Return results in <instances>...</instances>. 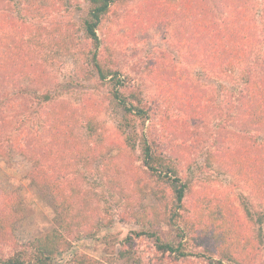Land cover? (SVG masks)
Listing matches in <instances>:
<instances>
[{
    "label": "rangeland",
    "instance_id": "rangeland-1",
    "mask_svg": "<svg viewBox=\"0 0 264 264\" xmlns=\"http://www.w3.org/2000/svg\"><path fill=\"white\" fill-rule=\"evenodd\" d=\"M159 1L162 0H137L115 6L102 20L97 31L100 39L98 58L104 68L109 66L122 74L120 79L125 73L134 79L130 84L132 86L127 88L141 94L145 105L150 108V120L145 123L147 132L161 136V152L167 154L174 150L181 157L179 174L190 186L192 197L185 199L184 207L179 211L180 226L168 224L167 218L152 211L149 219L152 227L148 224L143 228L135 222L133 214L147 213L149 206L160 212V206L166 202L159 200V197L155 198V185L149 182L138 167H133L135 198L130 199L129 203L125 202L127 206L124 209L123 204H115L107 195L112 193L118 198L121 187L117 185L118 189H115L105 179L106 174L101 173V167L98 168L102 165L101 160L92 167L86 161V148L84 145H78L84 143L87 138L82 125L74 131L72 143L61 146L59 141L53 145L49 129L47 130V126L41 121L47 117L52 123L54 117L63 111L88 107L89 115L100 128V137L105 133L112 142L110 146L109 141L105 142L106 146L110 147L106 156L117 155L120 151L118 146L124 148L119 131L122 112L109 104L111 86L105 81H99L83 63L79 54H75L73 50H62L49 64L47 63V91H50L52 101L43 102L40 99L27 98L24 105L19 104L21 107L17 104H7L3 114L7 124H3L0 130V196H9L16 203L8 227L16 243L27 245L54 230L65 235L57 226L54 208L43 200L33 187L30 178L33 164L18 153L19 141L18 137L15 140V135H19L20 131L15 129L21 123L19 121L27 119L24 129L26 138L33 136L37 131L39 136L45 137L35 149L41 157L48 155V167L55 170L65 163L68 169L84 174L85 180L79 181V187L89 195L95 210L89 215V222L84 230L69 231V249L58 253L51 264H73L76 258L81 257L101 264H207L204 256L200 254L209 257V247L198 237L199 222L194 207L203 214L211 211L213 216L218 215L216 222L220 224L221 221V225L224 224L225 217H231L238 225L241 243L246 245L252 264H264V191L256 189L227 168L226 164H222L223 156L229 149H238L250 135V132H239L237 127L234 128V123L228 126L225 124L227 95L238 86V67L230 71L223 66L217 68L214 61H204L205 57L201 54L198 55L197 62H194L191 46H181V41L177 40L173 32L175 25L171 18L175 15L173 10L177 9L178 0H164L163 5L158 7L155 4ZM253 3L249 18L253 16L256 22L255 26L251 24L259 37L256 49L264 53V0H253ZM86 5V0H73L70 4L61 6L63 8L56 13V17L77 26ZM180 6L189 10L192 1L182 0ZM224 12L225 9H217L215 16L222 18ZM3 14L4 20L1 23L13 22L4 26V32L8 35H13L16 29L22 28L20 21L16 20L20 13L16 12L14 7ZM181 26L182 32H186L183 35L189 37L192 34L190 23L183 21ZM76 40L81 41L82 36L77 35ZM173 76L188 85L192 92L208 105L206 110L203 108L202 116H195V124L185 121L184 116L175 109L178 103L168 96L172 89L169 81ZM17 85L23 88L27 81ZM2 119L0 115V124ZM185 127L194 134L186 144L188 150L182 151L178 148L180 141L177 137L181 136ZM240 134L246 138L241 139ZM24 135L19 138H25ZM7 137L13 139L11 145L4 143ZM64 147H67L68 151H65ZM76 157H81L82 160H76ZM211 158L213 160L209 161ZM101 176H104L103 181H100ZM193 197L196 200H193ZM181 228H184L187 234L185 249L196 255L185 260L168 259L155 250L152 240L137 236L145 229H150L162 238L176 240L177 229ZM126 238L130 241L124 246ZM9 240L11 239L7 238L6 247L12 243V240ZM121 249L126 250L125 256L119 255ZM212 249L215 251L214 247ZM212 255L217 258L216 254ZM224 263L229 264L227 260H224Z\"/></svg>",
    "mask_w": 264,
    "mask_h": 264
},
{
    "label": "trees",
    "instance_id": "trees-1",
    "mask_svg": "<svg viewBox=\"0 0 264 264\" xmlns=\"http://www.w3.org/2000/svg\"><path fill=\"white\" fill-rule=\"evenodd\" d=\"M71 1L73 0H0V115L3 117L0 130L3 124H7L3 116L7 104H17L21 107L19 104L24 105L27 98L40 99L43 102L52 101L50 91H47L49 86L47 63L49 64L62 50H73L75 54L80 55L83 63L99 81H105L111 86L109 104L122 112L119 131L124 148L118 146L120 151L117 155L106 156L112 142L105 133L100 137V128L89 115L88 107L63 111L54 117L52 123L47 117L41 121L47 126V130L49 129L53 145L59 141L61 146L72 143L74 131L82 125L87 138L84 143L78 145L79 147L84 145L86 148L84 149L86 161L92 167L101 160L102 165L98 168L101 167V173L106 174L105 179L113 188L118 189L117 185L121 187L118 198L112 193H108V197L117 205L123 204L125 209L127 206L125 202L129 203L130 199L135 198L133 194L136 185L133 175L134 168L138 167L149 182L155 185V198L159 197V200L166 203L160 206V212L149 206L147 213L133 214L135 222L143 228L148 224L152 227L149 219L153 211L167 218L168 224L180 226L179 211L184 207L185 199L188 196L192 197L190 186L179 174L181 157L174 150L167 154L161 152L160 146L163 144L161 136L147 132L145 123L150 120V108L145 105L141 94L127 88L132 86L130 84L134 79L127 73L120 79L122 74L109 66L104 68L98 58L100 39L97 31L102 20L113 8L115 9V6L137 0H86V10L79 17L77 26L56 17V13ZM180 1L182 2L178 0L177 9L173 10L175 15L171 18L175 25L173 32L177 40L181 41V46L188 48L191 46L194 62H197L198 55L201 54L205 57L204 61H214L217 68L223 66L230 71L238 67V86L227 95L225 111L228 122L225 124L228 126L234 123V128L237 127L239 132L243 134L250 132V135L249 140L243 144L239 143L241 147L234 151L229 149L223 156L222 164H226L227 168L256 189L264 191V53L256 49L259 37L251 26V24L255 26L256 22L253 16L249 18L254 5L253 0H191L192 7L189 10L181 7ZM163 3L164 0L155 5L160 7ZM13 7L20 13L16 20L20 21L22 28L16 29L13 35H8L4 32V26L13 22L5 24L1 22L4 20V11H11ZM217 9H225L222 18L215 16ZM183 21L190 23L192 34L189 37L183 35L186 32L181 30ZM77 35L82 36L79 42L76 40ZM24 80L27 81V85L23 88L18 87L17 83L22 84ZM169 84L172 89L168 96L178 103L175 109L184 116L186 122L197 123L195 116L204 114L203 108L206 110L207 103L175 76L170 79ZM19 122L21 123L15 129L17 132L20 131L19 135H15V140L18 137L19 141L18 153L33 164L34 168L30 175L33 187L43 200L52 205L57 226L66 236L54 230L27 245L16 243L8 229L16 203L9 196H0V264H51L58 253L69 249L71 245L68 240L71 234L69 231L84 230L94 208L89 195L79 187V181L85 180L84 174L68 169L65 163L55 170L48 167V155L41 157L39 151L35 149L45 137L39 136L40 133L37 131L38 134L34 132L33 136L26 138L24 129L27 119ZM181 132V136L177 137L180 141L178 148L185 151L188 150L186 144L194 133L186 127ZM20 135H24L25 138H19ZM240 138L246 136L240 134ZM106 141L110 142L109 146H106ZM12 142L13 139L8 137L4 139V143L9 145ZM64 148L68 151L67 147ZM103 178L104 176H101L100 181H103ZM193 200L196 198L193 197ZM193 209L199 222L198 237L209 247V257L200 254L204 256L207 264H225L224 260L229 264H252L246 245L241 243L238 225L231 217H225L224 224L221 225V221L220 224L216 222L219 219L218 215L215 217L211 211L203 214L198 208ZM155 219L157 220L156 216ZM137 236L152 240L155 250L168 259L179 261L196 256L185 249L187 234L184 228L177 229L176 240L162 238L150 229H145ZM7 238L12 240L8 247ZM128 241L129 238L124 240V246ZM212 246L215 251H212ZM212 254H216L217 258ZM119 255L125 256L126 250L121 249ZM73 264L101 263L81 257L76 258Z\"/></svg>",
    "mask_w": 264,
    "mask_h": 264
}]
</instances>
